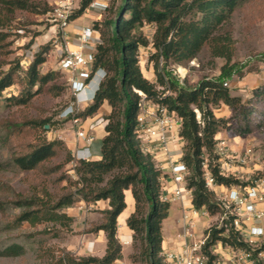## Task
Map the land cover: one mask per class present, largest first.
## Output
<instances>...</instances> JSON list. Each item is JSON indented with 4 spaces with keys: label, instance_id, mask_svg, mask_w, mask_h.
I'll return each instance as SVG.
<instances>
[{
    "label": "trees",
    "instance_id": "obj_1",
    "mask_svg": "<svg viewBox=\"0 0 264 264\" xmlns=\"http://www.w3.org/2000/svg\"><path fill=\"white\" fill-rule=\"evenodd\" d=\"M4 10L15 9L34 11L37 9L31 0H0ZM93 0H80L79 7L70 15L71 20L82 16ZM223 0H121L113 14L103 15L93 21V26L100 31L101 42L98 43L93 70L103 68L107 72L92 102L86 105L77 116L86 119L101 108L104 101L112 106V112L103 116L105 136L102 139L101 159L79 160L74 171L79 177L80 186L53 204L40 198H19L16 202L22 208L17 220L28 221L33 225L43 222L65 221L72 224L73 219L62 208L72 206L75 195L88 202L109 200L110 208L103 210L101 222L92 225L88 231L106 233L107 247L103 256H78L67 252L62 258L63 264H114L123 258V246L118 238V217L126 208L125 191L130 190L135 200V210L128 217L127 225L133 232V242L139 243V253L131 254L132 263L141 260L143 264H165L163 251L162 223L168 217L171 203L161 200L162 172L155 166L150 155L142 152L136 137L139 95L134 89L143 90L148 96H155L150 90L138 60L140 46L149 44L142 32L145 23H154L156 32L153 45L156 49V70L160 58L163 60L158 77L167 85L171 94L163 98L167 104L183 119L181 136L184 139L183 161L190 169L188 187L193 188L196 207H207L215 212L218 205L215 195L209 191L202 177V161L205 154L214 150L215 136L220 129L230 127L232 120L247 119L249 101L239 95H232L224 86L226 78L232 76V69L222 67L217 78H202L196 85L186 79L179 81L167 68L169 63L184 64L188 47V37L194 25L187 19L189 13L196 9L205 16H215L221 21L231 10L235 0H228L223 7ZM223 7V9H221ZM227 8V9H226ZM225 9V10H224ZM3 10V8H2ZM48 8L44 9L47 12ZM2 23V22H0ZM0 32V42L5 39ZM46 48H41L27 68L26 84L31 89L54 79L56 72L42 73L41 65L46 61ZM15 83L11 73L0 76V94ZM256 92L263 91L259 86ZM28 91V92H27ZM25 94L14 96L17 103L23 104L30 99L29 89ZM226 105L232 112L227 118L217 117L215 108ZM194 107L198 108V119ZM68 120V119H65ZM42 127L51 126L50 119L39 123ZM249 130H244L246 133ZM61 139L46 138L34 144L27 152L14 156L13 161L23 170H34L52 160L59 149L64 148ZM65 163L73 160L68 152ZM217 180L230 185L232 178L218 175L217 168H212ZM233 235V234H232ZM212 237H217L214 230ZM234 237V236H233ZM18 246H9L6 254L15 252Z\"/></svg>",
    "mask_w": 264,
    "mask_h": 264
},
{
    "label": "rangeland",
    "instance_id": "obj_2",
    "mask_svg": "<svg viewBox=\"0 0 264 264\" xmlns=\"http://www.w3.org/2000/svg\"><path fill=\"white\" fill-rule=\"evenodd\" d=\"M31 1L37 5L34 11L15 9L13 12L4 10L6 7L0 1V32L6 35L0 42V76L11 73L15 77V83L0 94V264H63L64 254L76 248L82 230H75L64 220L36 225L17 220L22 210L16 202L19 198L37 197L53 204L80 186L72 161L65 163L68 152L72 155V151L62 138V132L70 129L72 123L63 119L61 113L71 103L73 95L66 75L59 70L63 37L52 16L58 0ZM120 1H109L102 21L113 14ZM223 1L224 7L228 0ZM74 3L77 9L80 0H74ZM45 8H48L47 12H44ZM226 12L228 14L217 21L215 16H205L196 9L192 10L187 19L194 27L189 33L185 63H169L167 68L176 78L175 68L186 67L185 79L191 85H196L204 77L217 78L223 66L232 69V76L225 79L229 83L226 87L244 101H249L248 117L241 120L243 117L240 115V121L232 120L230 127L220 129L219 135L236 149L251 147L253 155L248 159V165L253 167L256 164L259 168L256 175L264 176V83L259 85L263 89L261 93L254 87L256 81L264 78V0H235L233 8ZM93 15V12L84 15L82 25L93 24L97 19H93ZM153 25L145 23L142 27L146 37ZM46 46V61L40 70L42 73L54 71L57 75L30 89L25 82L27 68L34 54ZM155 52L153 45L148 60H142L139 65L150 90L160 87L164 91L167 85L158 77L163 60L160 58L159 69L156 70ZM28 89L30 99L26 103L19 104L13 99ZM215 114L227 118L232 112L222 104L215 108ZM45 119H50L51 126L46 124L48 128L39 124ZM100 120V116L93 115L82 119L79 126L87 130ZM244 130L249 131L242 133ZM44 138L61 139L65 146L52 160L34 170H23L14 163V156L27 152ZM96 143L102 146L98 134ZM205 157L212 160L214 153H207ZM75 198L76 202L79 196L75 195ZM75 202L60 211L69 213ZM127 213V210L123 212L121 221L126 219ZM177 213L172 205L165 225H173ZM9 246L19 248L6 254L5 249ZM138 247L139 243L133 242L124 250L130 264L133 261L129 255L138 254ZM134 264L143 262L138 260Z\"/></svg>",
    "mask_w": 264,
    "mask_h": 264
},
{
    "label": "built area",
    "instance_id": "obj_3",
    "mask_svg": "<svg viewBox=\"0 0 264 264\" xmlns=\"http://www.w3.org/2000/svg\"><path fill=\"white\" fill-rule=\"evenodd\" d=\"M109 1L93 0L85 13L97 12L98 19L109 8ZM75 9L74 0H58L52 13L63 37L59 70L66 75L73 95L61 117L76 126V139L83 142L72 152L74 166L79 160L93 159L90 145L95 135L79 127L82 118L77 113L93 101L107 76L103 68L93 70L97 45L101 42L100 31L93 24L82 25L77 28L75 38L70 39L67 28ZM155 32L154 24L147 35L150 43L139 47V63L148 60ZM174 73L181 82L186 78L187 68L177 66ZM95 79L97 81L93 83ZM92 83L93 87L89 93L86 92ZM228 85L225 81L224 86ZM160 89L157 87L154 97L140 89L135 88L134 91L140 97L136 137L142 152L150 155L162 172L161 200L182 205L175 245L163 248L161 252L164 263L264 264V176L256 175L259 169L256 164L253 167L248 165L247 161L253 155L252 148L236 149L220 133L215 136L214 157L212 160L204 157L202 177L206 188L214 193L218 209L211 212L205 206L196 207L193 188L188 187L190 169L182 159L185 145L180 134L183 119L162 102L172 93L171 90ZM194 110L200 119V110L196 107ZM213 167L217 168L219 176L232 178L235 182L230 185L219 182ZM214 230L217 231L215 238L212 237ZM115 264L128 263L118 261Z\"/></svg>",
    "mask_w": 264,
    "mask_h": 264
},
{
    "label": "crops",
    "instance_id": "obj_4",
    "mask_svg": "<svg viewBox=\"0 0 264 264\" xmlns=\"http://www.w3.org/2000/svg\"><path fill=\"white\" fill-rule=\"evenodd\" d=\"M95 15H93V19H96L98 17L97 12H93ZM85 13L84 15H86ZM83 15V16H84ZM80 16L75 20H72L70 25L68 26V33L70 36V39L73 40L75 38V33L77 31V28L79 26H82L83 20ZM264 78L259 79L255 82L254 87L259 86L263 84ZM97 79L93 83H95ZM93 83L90 85L88 91L91 90L93 87ZM232 95H236L233 92H231ZM112 110L111 105L106 100L102 104L101 108L96 112L94 115L100 116L101 120L99 123H92L90 127L86 130L89 133H92L95 135V140L91 143L90 149L93 154V159H101V147L99 144L96 143V134L101 138V145H102V139L105 136V121L103 119V116L105 114L110 113ZM91 117V116H90ZM71 122V121H70ZM81 127V126H79ZM62 138L66 141L68 147L73 152L79 145H82L83 142H79L76 139V126L73 124H70V129L62 132ZM125 201H126V208L123 210L128 211L127 217L124 221L120 220V216L123 214V212L118 217V238L123 246V258L118 261H123L125 263H129L128 261V255L124 252L125 248L130 246L133 243V232L127 225V219L128 217L134 212L135 210V200L130 190L125 191ZM171 206L174 205L177 210V215L173 220V225H165L164 221L168 218H166L162 223V233H163V248H171L175 245L176 240V234L180 230V217L182 214V205L180 202H170ZM110 208L109 200H99L96 202H88L85 201L82 198H78L75 202L74 206L70 208V212L67 213L69 216L72 217L73 222L72 225L75 227V230H82V233L80 235V241L76 248L72 250V253L78 255V256H84V255H94L101 257L106 252L107 247V240H106V233L103 230H100L98 232H90L88 231L89 228L101 222L103 214L101 213L103 210ZM171 209V208H170ZM169 216V215H168ZM116 261L115 263H117ZM114 263V264H115Z\"/></svg>",
    "mask_w": 264,
    "mask_h": 264
},
{
    "label": "bare ground",
    "instance_id": "obj_5",
    "mask_svg": "<svg viewBox=\"0 0 264 264\" xmlns=\"http://www.w3.org/2000/svg\"><path fill=\"white\" fill-rule=\"evenodd\" d=\"M180 70L182 71V73H185V70L182 67H180Z\"/></svg>",
    "mask_w": 264,
    "mask_h": 264
},
{
    "label": "water",
    "instance_id": "obj_6",
    "mask_svg": "<svg viewBox=\"0 0 264 264\" xmlns=\"http://www.w3.org/2000/svg\"><path fill=\"white\" fill-rule=\"evenodd\" d=\"M45 127L48 128V125H46Z\"/></svg>",
    "mask_w": 264,
    "mask_h": 264
}]
</instances>
